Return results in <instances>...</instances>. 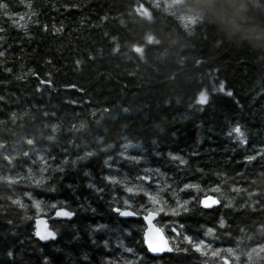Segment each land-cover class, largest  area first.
<instances>
[{"label": "trees", "instance_id": "obj_1", "mask_svg": "<svg viewBox=\"0 0 264 264\" xmlns=\"http://www.w3.org/2000/svg\"><path fill=\"white\" fill-rule=\"evenodd\" d=\"M0 53V264H264V0H0Z\"/></svg>", "mask_w": 264, "mask_h": 264}, {"label": "snow or ice", "instance_id": "obj_2", "mask_svg": "<svg viewBox=\"0 0 264 264\" xmlns=\"http://www.w3.org/2000/svg\"><path fill=\"white\" fill-rule=\"evenodd\" d=\"M2 55H3V53H0V56H2ZM201 103H206V101H202ZM234 131L238 132V128L235 129ZM241 139H242V136H241ZM172 159L176 160L179 158L178 157H172ZM180 163L183 164L185 162L183 160H180ZM0 179H2V178H0ZM105 179H110V178L106 177ZM141 179L148 181L150 179V177H141ZM184 188L185 189L194 188V189L198 190L199 186L198 185L185 184ZM125 191L126 192H132V189L131 188H125ZM216 191H218V189H216ZM143 195L153 205V207H151V208H148L144 205L141 206V209L146 212V214L143 216V219L148 223L149 231L154 233L161 242V246H158V245L153 244L152 241L149 240L147 242L148 248L152 252L163 251L166 249V245H164V236L162 235L160 229L158 227L154 226L153 221L157 215H159L160 213H164L165 209H164V207L157 206L159 204V201H158L157 197L153 196L151 193L144 191ZM199 202L204 207H212L218 203V201L216 199H213L212 196H207L205 199H201ZM14 203L23 206L19 200L14 201ZM187 203H188V201H184V205H187ZM123 205H124L123 208H121L120 206H117V207H114L113 210L122 216H134V215L138 214L136 211L130 210L131 205L129 204V201L127 199H125L123 201ZM33 207L37 208V209L40 208V203L38 201L33 200ZM50 207L54 210V216L56 218L70 219L74 215V212L71 210H68L66 205L60 206L58 203H53L50 205ZM181 208L184 212L188 211V208L180 205V203L178 201L177 208L172 209L171 214L172 215L178 214V212L181 210ZM221 223H223V221H221ZM42 225H43V228H41L42 232L37 233L35 230V233H34L35 236L40 240L55 239L56 232L51 230L50 227L46 223H44ZM103 228H104L103 225H97L95 228H93L91 230V232L89 234L92 235V233H94L95 231L102 230ZM184 239H185V241L191 242L190 238L187 236H185ZM202 246H203L202 241L199 244H194V247H195L196 251H198V252L201 251ZM171 250L180 251V249H171ZM129 251H131V250H129ZM228 251H231V250L229 249ZM9 255H11V253H9Z\"/></svg>", "mask_w": 264, "mask_h": 264}, {"label": "water", "instance_id": "obj_3", "mask_svg": "<svg viewBox=\"0 0 264 264\" xmlns=\"http://www.w3.org/2000/svg\"><path fill=\"white\" fill-rule=\"evenodd\" d=\"M207 196H212V195H205L201 199H205ZM212 198L213 199H216L218 201V199L216 197L212 196ZM218 204H219V201H218V203L216 205H214L212 207H204L202 205L201 206L204 209H211V208H214V207L218 206ZM144 215L145 214H143L141 216H138V215H134V216H122V215H119V217H121V218H138V217H141L142 220H143V222H144V224H145V229H144V233H143V243H144V246H145L146 250L148 251V253L150 255H152V256H159L162 252L168 250V248H169L168 238L165 236V234L163 233V231L155 224V220L157 218V216H156L154 218L153 224H154V226H156V227H158L160 229L162 235L164 236V245H166V249L163 250V251H159V252H152V251H150L149 248H148V243H147L149 240H151L153 244L158 245V246H161V242H160V240L157 238V236L154 233H152V232L149 231V229H148V223L143 219V216ZM53 217H55L54 214H53ZM44 223H46L49 226L48 219L46 217H44V216H38V217L35 218V220H34V226H35V230H36L37 233L42 232V229L41 228H43V225L42 224H44ZM38 240L41 241V242H47L50 239H46V240H40V239H38Z\"/></svg>", "mask_w": 264, "mask_h": 264}]
</instances>
